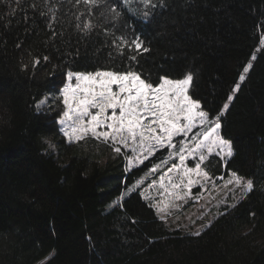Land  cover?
<instances>
[{"label":"trees","instance_id":"obj_1","mask_svg":"<svg viewBox=\"0 0 264 264\" xmlns=\"http://www.w3.org/2000/svg\"><path fill=\"white\" fill-rule=\"evenodd\" d=\"M109 2L121 19L100 16L103 4L88 12L77 0H0V264H264V0ZM89 19L91 32L77 29ZM122 35L151 49L138 56L142 71L191 70L192 92L216 109L253 65L223 118L235 154L227 167L215 157L206 167L215 177L236 171L255 188L199 237L159 220L139 195L150 181L110 207L151 163L125 171L103 144L68 145L55 103L36 108L66 82L52 65L127 63L114 46Z\"/></svg>","mask_w":264,"mask_h":264},{"label":"snow or ice","instance_id":"obj_2","mask_svg":"<svg viewBox=\"0 0 264 264\" xmlns=\"http://www.w3.org/2000/svg\"><path fill=\"white\" fill-rule=\"evenodd\" d=\"M15 2L18 5L20 0ZM77 2L83 3L88 12L103 4L104 10L100 16L107 19V13L111 19L122 18V10L109 0ZM143 2L150 4L151 0ZM144 15L147 17L148 13ZM52 18L55 19V16ZM96 26L91 19L76 25L85 34ZM260 44L264 45V37L260 39ZM114 46L127 63L121 59L120 63L113 61L110 66L95 63L82 69L52 65V72L59 70L64 73L66 82L62 81V87H58L57 96H45L36 104L39 110L42 105L55 102L58 109L55 122L68 145L87 144L90 141L96 145L103 144L115 156L123 157L126 161L125 171L146 162L151 163L145 175L121 193L110 207H122L124 197L138 191L150 177L152 179L147 188L139 195L165 223L173 216L178 221V213L184 205L203 199L204 192H208L210 200L216 201L218 210L221 205L225 206V210L218 211V215H224L228 208L236 207L239 199L246 198L254 191V180L229 171L225 173L227 179L224 176L218 178L224 181L220 185L206 165L215 157L227 167L235 154L232 142L222 134L223 118L235 94L240 91L245 74L253 67L252 63L243 67L226 102L216 109L208 107L192 92L194 73L191 70H186L179 77H174L164 65L156 72L142 71L138 56L149 53L151 49L140 37L133 36L129 40L122 35L114 40ZM255 59L253 55L252 60ZM43 62L47 64L49 57L45 55ZM31 63L36 68L41 64L40 57H34ZM23 67L27 69L28 65ZM49 147L54 145L49 143ZM162 151H166L167 155L158 163L152 162ZM196 187L202 190L200 194L193 193ZM225 190V195L217 199L219 193ZM213 192L217 194L213 195ZM229 194L236 203H228ZM203 218L201 213L196 219ZM189 220L191 225H195L196 220L191 217ZM211 223L208 221L201 228L211 227ZM201 234V230L191 233L196 237Z\"/></svg>","mask_w":264,"mask_h":264},{"label":"rangeland","instance_id":"obj_3","mask_svg":"<svg viewBox=\"0 0 264 264\" xmlns=\"http://www.w3.org/2000/svg\"><path fill=\"white\" fill-rule=\"evenodd\" d=\"M49 97L54 98V96L49 95ZM55 103V102H53ZM49 104H45L42 105L40 108H45L48 107ZM167 155V152H166ZM165 155V156H166ZM220 176H217V183L222 185L224 183L223 180H219ZM152 177L149 178L148 181H151ZM225 179H227V176H225ZM145 188H147V185H145L144 188H142L141 191H143ZM201 189L199 187H196L193 189V193L194 194H200L201 193ZM225 191H221L219 193V195L217 196V199H220L222 196L225 195ZM213 195H216V192L212 193ZM237 198L239 199V193H236ZM240 200V199H239ZM228 203H236V201H234L231 197V194L228 195ZM224 205H221L219 210L216 207V201L215 200H210L209 194L208 192H204L203 193V199L199 200L198 202H189L188 204L184 205L183 209L181 210L180 213H178V215L180 216V219L177 221L175 216L170 217L169 221H168V225L172 228V229H180L183 232L186 233H192L195 232L197 230H201V232L206 229V228H201V225L206 224L208 221H213L218 215V211H223L224 209ZM201 213H203L204 218L202 220L200 219H196ZM189 217H191V219L196 220L195 225H191L190 224V220ZM187 226V227H186ZM41 264V263H38Z\"/></svg>","mask_w":264,"mask_h":264}]
</instances>
